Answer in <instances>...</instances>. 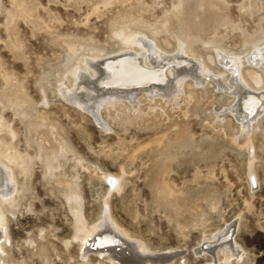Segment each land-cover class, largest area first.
Segmentation results:
<instances>
[{
  "label": "rangeland",
  "instance_id": "rangeland-1",
  "mask_svg": "<svg viewBox=\"0 0 264 264\" xmlns=\"http://www.w3.org/2000/svg\"><path fill=\"white\" fill-rule=\"evenodd\" d=\"M122 34L168 53L185 41L226 79L218 53L242 59L264 47V0H0V153L12 158L4 162L17 189L4 207V264H85L76 214L91 226L105 209L155 256L175 253L173 264H214L194 251L235 222L240 259L214 258L264 264V113L241 130L231 98L210 79L187 78L176 103L122 101V120L111 115L120 103L102 107L97 123L66 99L72 71L91 53L119 52ZM244 58L243 75L252 70L260 84L250 85L264 87V73ZM149 105L153 124L141 115ZM94 255L90 264H111Z\"/></svg>",
  "mask_w": 264,
  "mask_h": 264
},
{
  "label": "bare ground",
  "instance_id": "bare-ground-1",
  "mask_svg": "<svg viewBox=\"0 0 264 264\" xmlns=\"http://www.w3.org/2000/svg\"><path fill=\"white\" fill-rule=\"evenodd\" d=\"M128 35L122 34L124 46L119 52L109 56L91 53L87 62L72 71L75 79L74 89L66 90L65 97L67 100H73L80 109L92 114L97 123H100L97 113L102 107L119 103L123 108L112 109L111 115L117 120L129 119L124 114L126 108L122 101L139 102V96L153 101L155 106L164 99L175 102L179 94L184 92L183 87L187 78L197 86L205 84L210 79L217 90L224 91L231 98L232 104L227 110L243 131H248L258 116L264 113V87L254 88L250 85L249 81L256 85L260 84V79L252 70L248 73V77L243 75L241 65L244 57L233 58L218 53V61L225 66L223 71L228 74L224 79L222 74L211 73L205 62L192 52L185 41H178L176 51L168 53L160 49L152 39L139 34ZM251 51L245 57L246 62L264 73V47H255ZM78 72L88 73V79L79 81ZM74 92L81 96H74ZM150 106L152 105H149L148 110L141 115L148 124H153L157 121L158 113ZM117 107L119 108L118 105ZM162 142L163 137L158 138L155 143L160 146ZM249 144L250 140L247 139L244 147H248ZM11 159L8 154L0 153V264L7 262L5 246L9 241L4 207L5 204L13 201V198L8 197L17 191L14 174L4 162V160L9 162ZM249 175L254 177L252 171ZM109 180L113 183L117 182L116 188L119 187L120 181L117 177L110 176ZM108 210H104L98 220L99 223L91 226L76 214L74 239L80 245L79 251L85 264H90L89 252L95 253L98 259H108L111 264H173L177 257L175 253L155 256L140 240L132 238L120 227ZM224 229L202 240V245L200 243L201 246L196 247L194 254L211 253L214 264L220 262L219 259L214 258V252L224 253L225 263H229L232 257L240 259L241 249L234 240L235 222L227 224ZM180 258L183 259L184 256Z\"/></svg>",
  "mask_w": 264,
  "mask_h": 264
}]
</instances>
